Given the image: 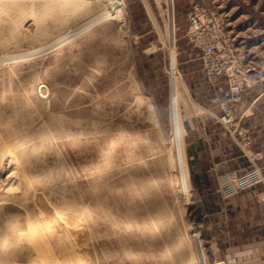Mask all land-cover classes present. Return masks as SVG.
<instances>
[{"label": "rangeland", "instance_id": "rangeland-1", "mask_svg": "<svg viewBox=\"0 0 264 264\" xmlns=\"http://www.w3.org/2000/svg\"><path fill=\"white\" fill-rule=\"evenodd\" d=\"M196 5L209 8L222 30L230 36L235 54L242 59L249 78L242 102L251 100V90L264 89V0H172L171 26L166 12L167 0H0V205L11 213L7 215L9 219H13L16 205L20 208V217L27 219L30 214L36 215V203L50 206L53 212H66L73 216L71 221L63 224L66 234L51 243V258L40 253V258L45 260L43 264H94V260L95 264H138L140 259L141 264H181L189 259H196L199 263L200 252H203L207 264L223 262L216 257L218 250L210 251L208 241L201 240L206 239L208 233L218 231L212 225L214 218L210 212L207 213V207L212 211L222 200L216 192V183L198 173V169L211 166L214 159L207 156V147L199 144L195 147L196 143L191 140L211 129L217 133L218 139L230 140L229 136L222 137L223 130L215 119L216 114L220 115L218 106L225 99V88L218 84L215 92L212 91L213 88L205 81L202 49L193 46L189 40L188 12ZM117 9L121 11L119 21L96 24L88 30H103L94 33L92 38L84 39L88 30L81 29L87 26L92 15L101 10L116 14ZM108 23L111 25L106 27ZM70 29L81 30V33L73 35L71 40H62ZM59 43L60 47L57 46ZM87 45L89 54L86 53ZM69 59L72 60L66 65ZM89 72H97L101 79L107 75L116 77L118 83L129 80L132 96H112L118 86L103 97L99 92L91 94L98 80H89ZM173 76H176L175 81ZM44 83L52 88L54 94L49 102L46 98L42 101L37 99L39 88L32 91L34 86L38 84L40 87ZM261 99L264 103V98ZM101 101L111 103V108H101ZM175 105L179 110V129L172 124L171 109ZM188 106L193 110L200 108V111L187 115ZM53 107L61 108L60 112L66 115L64 122L54 120L60 114L54 112ZM204 113L207 117L202 119ZM72 118L77 124L83 120L85 130L80 126L72 128ZM238 123L249 130L252 142L244 145V150L250 158L260 157L253 160L260 167L252 164L255 162L249 158L260 176L264 171V155L257 153L261 150H252L256 129L243 123L241 117ZM121 133L132 135L133 152L129 157L132 162L120 163L115 168L112 166L114 170L111 171L138 174L139 186H145L146 180H155L159 185L155 195L163 200L158 208L151 205L153 212L160 211L159 215L147 217L158 226L160 235L151 233L137 238V233L131 232L135 243L139 244L138 253L136 250L107 249L103 245L117 235H109L104 230V235L98 237L97 232H88L85 226L83 229L82 224H76L83 211L93 213L98 209L94 204L95 189L90 185L91 181L98 177L107 179L108 174L96 176L98 173L91 172L84 176L85 166L84 171L78 169L74 173L77 166L69 154L72 149L80 148L86 138H93L97 156L101 158L107 144ZM174 135L181 152L184 150L186 155L188 173L185 169L183 173L187 176L188 188L184 194L176 193L169 182H179L178 173L171 172L169 166L168 152ZM229 146L234 154L236 150L244 152L236 149L234 141ZM153 149H157L156 153ZM192 153L202 156L204 162L190 159ZM117 157L112 156L111 160ZM42 159L46 163L44 167L33 168L28 163ZM25 167L28 172L22 175L21 169ZM39 174L51 178L56 176L54 179L58 185ZM37 177L38 183H43L38 188L32 185ZM261 189L259 182L256 194L259 203H263ZM134 190L135 186L130 182L129 186L118 191V198ZM45 193L47 196L41 197ZM144 198L151 202L150 197ZM95 216L93 222L106 221L104 217ZM138 219L132 217L129 221L133 223ZM239 220L240 231L246 229V219L241 217ZM166 222L168 224L161 227ZM228 224L233 226L230 229L228 225L229 232L238 227L231 221ZM168 231L175 232L165 234ZM120 232L129 234L128 228H122ZM71 236L73 241L70 245L68 238ZM177 242L188 244L184 254L174 253ZM73 244L76 245L73 247ZM73 254L75 258H72Z\"/></svg>", "mask_w": 264, "mask_h": 264}, {"label": "bare ground", "instance_id": "bare-ground-1", "mask_svg": "<svg viewBox=\"0 0 264 264\" xmlns=\"http://www.w3.org/2000/svg\"><path fill=\"white\" fill-rule=\"evenodd\" d=\"M118 5H119V3L117 2V6ZM172 8H173L172 7V0H167L166 12L169 15V25L170 26L173 23V17H172V11H171ZM120 14H121L120 9L116 10V14L111 13L109 11L101 10L100 12L92 15L87 20V22H89L87 24V26L82 28L81 30H83V31L88 30V29L92 28L93 26H95L96 24H98L102 21H110V22L114 21V20L119 21L120 20ZM109 25H111V24L108 23L105 26L108 27ZM81 30L80 31H75V29L68 30L67 33L65 34V36H62V40L65 39V41H66L69 38L71 40L74 37L73 35L78 34V32L81 33ZM100 30H103V28H97V29L92 30V31L88 30L87 31L88 33L85 34L84 39L92 38L93 34L96 33L97 31H100ZM172 32H173V30H172ZM60 45H61V43H59V45H57V46L60 47ZM201 49L203 51V47H201ZM89 52H90V48L87 45L86 53L89 54ZM5 53H7V52H5ZM205 53H211V52L208 49V51H206ZM11 58H8V59L11 60ZM203 58H204V56H203ZM71 60L72 59L67 60L66 65H68ZM87 64H88L87 62L84 64L85 69H87ZM203 69H204V75H206V72L208 69L205 70L204 63H203ZM239 69L241 70V68H239ZM207 74H208V72H207ZM87 75L89 76V80H92V79L98 80V83L95 87V90L91 93L93 95H94V93L99 92L100 96L103 97L106 93H109L112 89H114L115 86H118V88L115 90L116 93H112L111 94L112 96H119V97L120 96H123V97L132 96L131 95L132 94L131 86H130L129 80L125 81L123 83H118V82H116V79H117L116 77H110L109 75L105 76L102 79L100 78V76L97 72H94V73L89 72V73H87ZM225 77H226V79L228 78V75L226 73H225ZM175 78H176V76H173V81H175ZM37 86H38V84L36 86H34V90L32 89V91L35 92L39 88V94L40 95L37 98L39 101H42L43 99L46 98L47 102H49L51 100V98L52 99L54 98L52 88H50V86L47 83L42 84L40 87H37ZM173 87H174L173 91H175V86H173ZM93 95H90L89 97H91ZM47 97H48V99H47ZM224 100L225 99H223V101H221L220 104L222 102H224ZM242 100H243V98H242ZM241 102L231 106V107H233L232 109L234 110V113L236 116V121H239L238 115H239V111H240L239 107H240ZM53 108H54L53 109L54 112L56 111L60 114V117L54 118V120L56 122H60V121L64 122L65 120L63 118L66 115H63L60 112L61 108H58L59 110L56 109L55 107H53ZM101 108H111V103L101 101ZM218 108H220V112H221L222 108L220 107V105L218 106ZM178 113H179L178 106L175 105L171 109L172 124H173V126H177V128L179 129L180 116ZM218 119H219V117H218ZM75 120H76V118H75ZM70 122L73 125L72 128L75 129V128H79V126H80L83 128V130H85L83 120H81V122L79 124H77V121H73V118H72L70 120ZM56 124H58V123H56ZM221 125L227 131L233 132V129L230 126L226 127L222 123H221ZM63 127H65V126L63 125ZM67 129L69 130L68 127H67ZM237 129L238 130H246V132H247L246 138H243V135L236 132V131H235V135L241 144L248 145L250 143L249 130L247 128L239 127V126H237ZM61 131H63V130L61 129ZM66 133H68L67 130H66ZM66 136H68V135H66ZM131 136H132L131 133H121L119 135L114 136L111 139V141L107 144L106 150L101 152V154H102L101 158L97 156L98 152L94 148V143H95L94 139L93 138H91V139L86 138L85 142H81L80 148L72 149L73 152H70L69 158L71 157V158L75 159V165L77 166V168L75 169L74 173H76V171H78V169L84 171L83 167L85 166L86 173H83L84 176H86V175L88 176L89 174H91V172L92 173H98V174H96V176L99 174L100 175L101 174H106V175L108 174L107 179H101L98 177V178H94L93 181H91L90 185L95 189L93 191V193H94V204L98 205V209L93 211V213H92V211L90 213H86L85 211L82 210L83 212H82V214H80L81 215L80 217H82L81 218L82 220L80 219L79 221L76 222V224H79V223L82 224V225H80L81 228L84 229V226H85V229L88 232L89 231L97 232L98 237H101V234L104 235V232H105L104 230H107L109 235H111L112 233L117 235V236H115L116 238L111 240L112 242L110 241V242H108L107 245H103L107 249L115 250V251L120 250V251H125V252H131L132 250H136V252L138 253V252H140V251H138L139 244L135 243V241H134L135 238L133 237V234L131 232H136L137 238L140 236H144V235L148 236V234H151V233H153L155 235H160L158 233V229H157L158 226L155 223H153L154 221H149L147 219V217L151 216L152 214H157V216L159 215L160 211L157 209L156 211L153 212L151 205L158 208V205L163 200L161 201L158 198L159 195H158V197H157V195H155L156 190L159 189V185L155 182V180L154 181L152 179H150V181L146 180L145 186H139V185H137L138 178L140 177L138 174H131V173L123 174L120 170L111 171V170H114V168L116 166H118L120 163L127 164L129 162H132L131 159L129 158L133 152V149L131 146ZM68 138H69V136H68ZM58 139H59V137H58ZM170 143H171V145H170L169 152H168L169 159H170V161H169L170 171L178 173L179 182L178 183H172L171 181H169V182L172 185V187L175 189L176 193L178 192L179 194H184V191L187 190V188H188L187 176L184 175V173H183L184 169L186 171V174L188 173L187 172L186 155H185L184 150H182V152H181L180 146L176 140L175 135L172 137V140ZM71 144L73 145L74 143H71ZM66 150H67V148H66ZM153 150H152V152H153ZM155 150H157V149H155ZM155 150H154V152H155ZM147 152H149V151H147ZM149 154H150V152H149ZM112 156H118V157L115 158L114 160H111ZM136 159L139 160V158L135 157V160ZM252 159L253 160L256 159V156H253ZM42 160L39 162L36 161L35 163H33V161L30 160V161H28V163L33 168L44 167V166H46L45 165L46 163L44 162V160L43 161ZM21 171H22V175H26V173L28 172V168L25 167V168L21 169ZM39 175H42V177L44 176V174H39ZM93 175H95V174H93ZM44 177L46 178V180L50 179V181H52L53 184H57L56 179H54V177L56 178V176H53L51 178V177H48L45 175ZM38 181H39L38 177L35 178L34 182L32 181L33 182L32 185H34V187H37V188L39 186H42L43 183H41V182L38 183ZM130 182H131V184H133V186H135V190L132 192H126L125 194H123V196L121 198H118V191H120L122 187L129 186ZM164 182H165V180H164ZM39 189H42V188H39ZM5 191H7V190H5ZM158 194H160V193H158ZM46 196H47L46 193L41 195V197H43V198ZM144 197H150L151 202H147ZM24 198H26V197H24ZM86 200L88 201L89 198H87ZM17 202H20V201H17ZM36 204L38 206V213H35L36 215L30 214L29 218H27V219H26V217H20L21 215H18L19 214L18 212L20 209L18 207V205L14 206V209L16 211L14 213H12L13 219H9V217L7 216L8 214H11L9 212L7 213V208L0 205V237H2V242H0V264H24V263L25 264L26 263L27 264H43V262L45 260H42L40 258V256H39L40 253H44L45 255H48L49 258H51V256H52V251L50 250L51 243L58 241L59 239H61L66 234V231H63V229H64L63 224L66 223L67 221H71L73 216L72 215L70 216V214H68L66 212H64V213L58 212V211L53 212L52 208L50 206H46V205L41 204V203H36ZM4 206H6V205H4ZM81 206H83V205H81ZM47 207H49V208H47ZM3 212H4V214H3ZM78 214H79V212H78ZM95 215H99L98 216L99 218L104 217L106 219V221L104 223L98 222V220L93 222L95 220V217H96ZM109 217H111V218L108 219ZM132 217H137L139 219L132 223L129 221ZM167 224L168 223L166 222V224L161 225V227H164ZM24 225H27V226L24 227ZM122 228L126 229V230L128 228L129 234H122L120 232L122 230ZM162 231L165 232V230H163V228H162ZM173 232H175V231H168L165 234H170ZM161 235H162V233H161ZM68 239H69V243L71 245V243L73 241L72 236H71V238H68ZM22 240H26L27 243L24 244ZM75 245L73 244V247ZM187 245L188 244L186 242L175 243L176 251L174 253L184 254L187 251ZM170 252H173V251H170ZM200 255L202 257H201L199 263H197L196 259H189L187 261L186 260L183 261L181 264H207L203 252L202 253L200 252ZM134 256H136V255H132V257H134ZM136 257L140 258L139 256H136ZM72 258H75L74 254L72 255ZM141 258H143V257H141ZM95 261L96 260L93 261L94 264H95ZM98 262H99V260H98ZM141 262L142 261L140 259V263L138 262V264H141ZM218 263H221V262H218ZM84 264H86V263H84Z\"/></svg>", "mask_w": 264, "mask_h": 264}, {"label": "crops", "instance_id": "crops-1", "mask_svg": "<svg viewBox=\"0 0 264 264\" xmlns=\"http://www.w3.org/2000/svg\"><path fill=\"white\" fill-rule=\"evenodd\" d=\"M205 81L213 88L214 92L218 84L225 85L222 80H217L214 84L209 83L206 79ZM250 94H252V99H245L240 104L238 117H241L243 123L255 127L256 133L252 150H261L259 152L264 155V103L261 99V97L264 98V89H253ZM260 104L263 106L260 107ZM188 108L187 115H190L192 111L193 113L200 111V108H194L195 110L190 106ZM206 117L205 115L202 119ZM218 117L219 114H216L215 119L223 130L222 137L228 138L229 136L230 140L218 139L214 129L204 131L200 137L191 140L196 143L195 147L198 144L199 146L203 145L204 148L207 147L205 151L207 156L214 159L211 166L204 167L200 171L198 169V173L216 183V192L222 200L218 202L219 205L216 204L212 211L209 210V206L207 207V213L210 212L209 214L214 218L213 224H210L218 231L208 233V237L201 240L208 241L210 251L218 250L216 257L222 259L225 264H264V204L256 200L259 189V175L256 167L260 166L256 162V167L250 164V159L244 150L245 146L239 142L235 131H227L219 122ZM224 140L226 142L223 143ZM231 141L237 145L236 149H241L244 152L236 150L234 154L230 147L232 145L229 146ZM191 157L190 159H200L204 162L200 155L192 153ZM241 217L246 219V229L240 231L239 218ZM230 221L238 226L232 232L227 230L228 225H230V229L233 227L232 224H228Z\"/></svg>", "mask_w": 264, "mask_h": 264}, {"label": "built area", "instance_id": "built-area-1", "mask_svg": "<svg viewBox=\"0 0 264 264\" xmlns=\"http://www.w3.org/2000/svg\"><path fill=\"white\" fill-rule=\"evenodd\" d=\"M188 23L190 24L188 33L190 42L196 48L203 47L201 54L204 56L202 60L205 70L208 69V74L206 72L205 75L207 80L214 83L221 79L225 83V100L220 104L222 108L219 115L220 123L226 127L230 126L233 131L242 134L243 138H246V130L237 129V126L240 125L236 121L233 107H231L242 101L243 91L249 84L247 71L242 66V59L235 54L236 51L233 49L230 36L225 34L209 8L203 5L192 7L188 12ZM208 49L211 53H205ZM225 73L228 75L227 79L222 77L225 76ZM259 158L257 157L255 161ZM250 159L255 162L252 157ZM259 182L262 187L260 198L262 197L264 203V171L260 172ZM218 264L225 263L223 261Z\"/></svg>", "mask_w": 264, "mask_h": 264}, {"label": "water", "instance_id": "water-1", "mask_svg": "<svg viewBox=\"0 0 264 264\" xmlns=\"http://www.w3.org/2000/svg\"><path fill=\"white\" fill-rule=\"evenodd\" d=\"M115 4H116V2H115Z\"/></svg>", "mask_w": 264, "mask_h": 264}]
</instances>
